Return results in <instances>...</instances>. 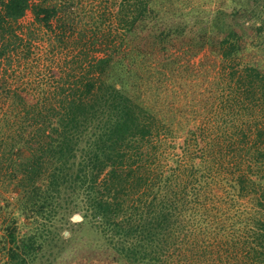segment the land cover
Here are the masks:
<instances>
[{
    "label": "trees",
    "instance_id": "16d2710c",
    "mask_svg": "<svg viewBox=\"0 0 264 264\" xmlns=\"http://www.w3.org/2000/svg\"><path fill=\"white\" fill-rule=\"evenodd\" d=\"M49 1L0 0V61L29 10L59 21L62 53L47 89L0 80V185L17 191H0V264H264V0H119L121 43L92 60L96 41ZM150 65L209 88L146 104Z\"/></svg>",
    "mask_w": 264,
    "mask_h": 264
},
{
    "label": "rangeland",
    "instance_id": "374dc122",
    "mask_svg": "<svg viewBox=\"0 0 264 264\" xmlns=\"http://www.w3.org/2000/svg\"><path fill=\"white\" fill-rule=\"evenodd\" d=\"M66 3V6H70L72 10L71 17L73 18V25L75 39L78 33H85L87 37L84 39L86 42L96 41V47L88 46L89 59H97L109 54L113 47H117V43H121L120 36L117 35V31L120 29L119 20L115 19L116 11L119 8V0H61ZM54 0H50L49 4H54ZM62 3V2H61ZM62 5V4H61ZM166 9H203L205 11L217 10L218 8L232 9L231 2L229 0H165L163 5H159ZM64 13L59 15V18H63ZM54 31H50L46 27L39 25L35 21L32 10H29L26 15L16 25L17 33L20 35L22 42L17 47L16 51L11 50L10 57L3 58L0 61V80L2 77H6L7 85L11 89L18 87L28 88L30 92L41 89H47L48 83L53 82V79L59 80L57 71L59 68L58 62L61 52H51V44L58 46L56 40V33H61V30L57 28L59 21L57 19L52 22ZM99 28V29H98ZM96 30V31H95ZM60 39V38H59ZM32 40V42H30ZM83 40V41H84ZM30 42V44H29ZM70 44V40H69ZM100 46L105 50H97ZM77 49H82L78 47ZM75 54L76 50H64ZM51 53V54H50ZM66 54V53H65ZM64 56V55H63ZM72 56V55H70ZM204 57V53L195 58L192 62L199 63ZM207 65L208 69L209 66ZM56 73V75H54ZM82 73L78 70V74ZM165 73V74H164ZM167 70L161 68L160 65H150L145 68L143 73V82L141 84L140 99L144 100L146 104L156 105L160 107L163 104L169 102L176 104L177 107L183 108L186 102L190 104L192 93L200 92L208 89L209 85L202 83L197 85L192 84V80H187L186 83L180 82L181 85H171L169 80H165ZM215 72L209 78V81L213 80ZM183 75L188 77V72L183 71ZM180 79L178 80L179 83ZM185 83V84H184ZM1 84V83H0ZM203 85V86H202ZM182 93V94H180ZM183 93L187 94V98H184ZM7 106L0 98V111ZM3 111V110H2ZM2 112H0L1 114ZM185 120L182 116H178L179 119ZM194 120L193 117L189 118ZM203 118H198L201 121ZM0 191L6 196L12 197L11 193L17 191L9 189L6 192L0 185ZM69 235L66 231L65 235ZM66 235V236H67Z\"/></svg>",
    "mask_w": 264,
    "mask_h": 264
},
{
    "label": "water",
    "instance_id": "95a60500",
    "mask_svg": "<svg viewBox=\"0 0 264 264\" xmlns=\"http://www.w3.org/2000/svg\"><path fill=\"white\" fill-rule=\"evenodd\" d=\"M66 235H67V233H66Z\"/></svg>",
    "mask_w": 264,
    "mask_h": 264
}]
</instances>
